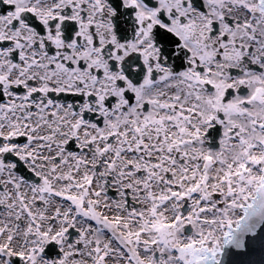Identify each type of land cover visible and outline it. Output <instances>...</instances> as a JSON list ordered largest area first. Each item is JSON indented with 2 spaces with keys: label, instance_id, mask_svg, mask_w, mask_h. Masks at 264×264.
Returning a JSON list of instances; mask_svg holds the SVG:
<instances>
[{
  "label": "snow or ice",
  "instance_id": "6c2138e0",
  "mask_svg": "<svg viewBox=\"0 0 264 264\" xmlns=\"http://www.w3.org/2000/svg\"><path fill=\"white\" fill-rule=\"evenodd\" d=\"M0 264H264V0H0Z\"/></svg>",
  "mask_w": 264,
  "mask_h": 264
}]
</instances>
